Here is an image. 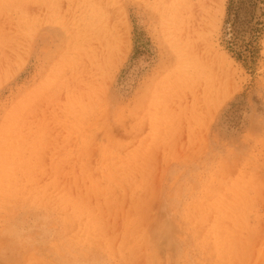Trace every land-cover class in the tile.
Instances as JSON below:
<instances>
[{"label":"rangeland","instance_id":"rangeland-1","mask_svg":"<svg viewBox=\"0 0 264 264\" xmlns=\"http://www.w3.org/2000/svg\"><path fill=\"white\" fill-rule=\"evenodd\" d=\"M0 264H264V0H0Z\"/></svg>","mask_w":264,"mask_h":264},{"label":"bare ground","instance_id":"bare-ground-1","mask_svg":"<svg viewBox=\"0 0 264 264\" xmlns=\"http://www.w3.org/2000/svg\"><path fill=\"white\" fill-rule=\"evenodd\" d=\"M175 8H176V6H174ZM171 9H174V8H171ZM249 10H250V6H249V4H245V5H243V4H241V5H239V8H238V11H237V13L239 14V16H240V19L238 20V24L236 23V21H237V18H236V20H235V23L236 24H234V29H237V27H239V25H242L243 23H245V25L246 24H248V22L246 21L245 22V16H246V14L249 12ZM176 11V10H175ZM172 15V14H171ZM245 15V16H244ZM174 16V15H173ZM172 16V17H173ZM176 18V17H175ZM174 17H173V19H175ZM171 19V18H170ZM179 19V17L177 18V20ZM172 21V20H171ZM240 21V22H239ZM171 24V23H170ZM174 26V25H173ZM173 26L171 25V27L173 28ZM246 27V26H245ZM171 28V29H172ZM77 29V28H76ZM168 29V28H167ZM169 30V29H168ZM66 32H67V30H65ZM65 32V33H66ZM169 32H171V31H169ZM173 32V31H172ZM70 34V33H69ZM172 34V33H171ZM62 36V35H61ZM67 36H69V35H67ZM172 36V35H171ZM174 37H172V39H173ZM167 55V54H166ZM26 102V101H25ZM19 103V102H18ZM20 104V103H19ZM23 108V107H22ZM163 219V218H162ZM164 224V223H163ZM166 225V224H165ZM169 226V225H168ZM164 227V226H163ZM169 228V227H168ZM167 231H168V229H167ZM169 232V231H168ZM168 232H165L164 233V235L166 234V233H168ZM158 238V237H157ZM160 240V239H159ZM176 248V247H175ZM2 249H4V248H2ZM156 251V250H155ZM238 254V253H237ZM131 260V259H130ZM172 261H173V259H172ZM239 262V261H238Z\"/></svg>","mask_w":264,"mask_h":264}]
</instances>
